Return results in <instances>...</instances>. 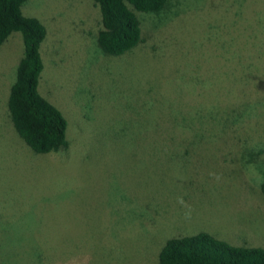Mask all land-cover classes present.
<instances>
[{
    "label": "rangeland",
    "instance_id": "rangeland-1",
    "mask_svg": "<svg viewBox=\"0 0 264 264\" xmlns=\"http://www.w3.org/2000/svg\"><path fill=\"white\" fill-rule=\"evenodd\" d=\"M167 5L159 15L135 13L142 43L118 56L95 42L91 0L20 6L45 26L37 90L65 118L68 146L34 153L12 126L6 100L22 51L13 31L0 45V264H155L177 231L264 249V34L250 44L248 84L226 100L241 109L231 116L246 141L229 146L228 130L196 110L222 76L215 57L201 64L206 44L221 45L212 31L236 22L254 39L264 33V0ZM222 38L226 45L231 34ZM190 127L214 137L187 145Z\"/></svg>",
    "mask_w": 264,
    "mask_h": 264
},
{
    "label": "trees",
    "instance_id": "trees-1",
    "mask_svg": "<svg viewBox=\"0 0 264 264\" xmlns=\"http://www.w3.org/2000/svg\"><path fill=\"white\" fill-rule=\"evenodd\" d=\"M24 1L0 0V45L13 31L19 33L22 45V51L14 70V79L9 85L7 94L8 116L18 136L34 153L65 151L68 146V140L65 137L66 120L54 103H51L37 90L39 73L43 67L39 50L45 37V26L35 16L21 12L20 6ZM91 1L98 12L99 28L95 32V42L103 54L111 56L124 54L142 43L141 26L136 12L148 14L151 12L159 15L168 7V0ZM222 6L221 11L229 9L225 5ZM209 13L213 14V9H210ZM220 28L221 24L219 23V28H215L211 35L214 38L219 37L218 41H221V45L206 44L207 46L211 45L209 62L202 59L201 64L210 63L215 57L218 59L217 63L211 62V64L215 68L216 76H222L218 77L215 94L202 98L206 99L205 102L208 104L204 106L199 104V108L196 110L199 109L200 114L205 111L209 117L213 116L214 124L220 127V129L217 128L220 131L227 129L232 141L228 142V145L233 146L238 142L246 141V137H243L245 134L243 125H237L231 116V113H240L241 109L238 106L233 107L232 104L227 106L226 100L231 94H234V88L242 89L246 83L248 84L251 71L255 69L253 58L250 59V44L260 40L264 33H256L257 35L253 39L252 34L237 25L236 22L231 28L232 32L229 28ZM224 29L227 30L225 34L221 33ZM229 34H231V38L226 41V45H222L225 43L222 37ZM245 34H247L248 43H245ZM226 60H234L232 67L226 65ZM198 79L195 76L190 81H194V86H196ZM204 85L205 83L201 81V86ZM213 97L215 99H212ZM216 99L217 101H215ZM152 100L154 99L150 97L149 103ZM149 108H151L150 105ZM222 113L225 114L220 115ZM178 118L181 119L180 116ZM219 119L223 123L220 124ZM181 125L182 129L180 126L179 130L182 132L184 125ZM187 130L192 132L190 137L185 139L186 141L183 136L181 137V140H184L187 145H193L199 141L204 142L214 137V134L204 133L203 130H197V128L190 127ZM242 149H245L244 146ZM242 151H244V155L250 156V160L252 159L254 153L252 150ZM183 156L187 157L189 154L184 152ZM259 191L264 198V174L259 182ZM156 255L155 264H264V249L262 247L244 244L233 245L205 231L192 233L177 231L174 236L165 239Z\"/></svg>",
    "mask_w": 264,
    "mask_h": 264
}]
</instances>
